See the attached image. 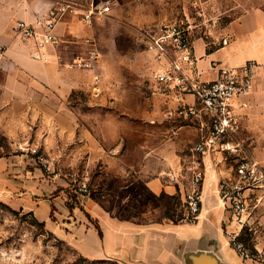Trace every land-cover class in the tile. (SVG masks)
I'll list each match as a JSON object with an SVG mask.
<instances>
[{
  "label": "rangeland",
  "instance_id": "rangeland-1",
  "mask_svg": "<svg viewBox=\"0 0 264 264\" xmlns=\"http://www.w3.org/2000/svg\"><path fill=\"white\" fill-rule=\"evenodd\" d=\"M30 1L35 0H0V6L7 2L12 11L18 12ZM41 1L52 8L59 2L83 5L96 0ZM113 1L111 14L92 26L66 17L60 44L54 45L62 52L61 69L73 64V69L94 70L77 78L85 85L58 98L44 85L35 83L36 78L29 73L26 110L14 113L26 115L29 125L38 120L43 131H3L9 74L4 70L7 38L0 41V157L25 155L35 161L28 149L40 146L53 161L57 176L45 174L56 179L61 190H66L64 196L70 207H82L85 201H92L114 219L139 226L173 222L171 219L194 224L187 217L184 191L189 188L191 175L186 159L199 140V126L163 117L164 98L151 77L154 65L151 41L163 22L187 16L195 27L196 54L203 44L207 49L217 48L229 24L261 6L264 0ZM12 25L13 33L16 29ZM5 27L7 34V23ZM90 52L98 56L94 65L78 66L76 60L88 59ZM254 123L261 124L262 131H248L243 121L240 134L250 154L251 134L264 141V120ZM177 140L183 146L178 152L181 158L176 166H166L163 153L155 149ZM165 167L169 171L163 177L173 181L177 191L172 195L154 194L147 181L158 177ZM253 221L254 229L242 232L239 241L255 256V261L243 259L226 244L227 250L233 249L240 258L238 264H264V206L254 212ZM227 231L231 230L224 233L229 240ZM0 264L122 263L89 259L33 213L0 202Z\"/></svg>",
  "mask_w": 264,
  "mask_h": 264
},
{
  "label": "crops",
  "instance_id": "crops-1",
  "mask_svg": "<svg viewBox=\"0 0 264 264\" xmlns=\"http://www.w3.org/2000/svg\"><path fill=\"white\" fill-rule=\"evenodd\" d=\"M11 8L7 2L0 6V41L7 38L4 70L9 74L4 95L7 107L3 131H43L38 120L34 121L35 125H29L26 115L14 113L26 110L29 73L36 78L33 80L35 83L44 85L46 90L59 98L85 85L77 78L94 70L61 69L59 61L62 52L59 48L54 45L38 48L34 39L24 38L17 31L18 21L32 22L46 14L51 8L48 3L41 0L26 2L22 6L23 11L18 12ZM12 24L15 25L13 33L16 37L11 30ZM63 25L62 22L57 27L59 37ZM226 31L219 47L207 49L202 42V48L197 54L195 52L199 71L205 80L216 79L222 67L241 66L249 60L264 65V3L231 22ZM223 39L227 40L226 44ZM13 73L16 75L13 76ZM237 105L242 113L244 128L262 131L261 124L254 121L264 120V74L255 79L253 91L239 99ZM250 138L252 156L264 165V141L257 134H251ZM182 147L177 140L166 142L155 150L163 153L166 166H176ZM204 161L205 202L199 220L194 224L163 222L139 226L114 219L92 201H85L82 207H70L64 196L66 190H61L60 183L46 176L33 158L25 155L0 157V202L33 213L47 228L68 239L89 259L116 260L122 264H184L183 252L203 249L215 251L229 264H238L240 258L236 252L233 249L230 253L227 251L226 244H230L224 233L231 227L227 226L225 230L223 221L227 220V216L219 210L214 194L219 173L228 174L229 165L222 161L220 154L206 156ZM168 171L169 168L165 167L158 177L147 181L151 192L172 195L177 191L175 183L163 177V173ZM213 203H216L215 211L211 207Z\"/></svg>",
  "mask_w": 264,
  "mask_h": 264
},
{
  "label": "built area",
  "instance_id": "built-area-1",
  "mask_svg": "<svg viewBox=\"0 0 264 264\" xmlns=\"http://www.w3.org/2000/svg\"><path fill=\"white\" fill-rule=\"evenodd\" d=\"M113 6V0H96L83 5L62 2L32 22L18 21L16 29L24 38L34 39L38 48H44L58 44L57 27L66 17L92 26L111 14ZM194 28L187 16L168 20L160 25L151 41L154 51L151 77L164 98L163 117L199 126V140L186 159L191 175L189 188L184 191V206L188 219L197 222L205 202L204 159L220 154L230 170L228 174L219 173L214 194L219 210L227 216L224 226L231 227V231H227L229 244L243 259L255 261V256L239 241V236L254 229L253 214L264 206V165L247 151L245 141L240 138L242 113L237 102L253 91L255 79L264 74V65L249 60L241 66L220 68L216 79H203L195 57ZM222 42L226 44L227 40ZM97 57L95 52H90L88 59L78 58L76 64L90 68ZM67 66L72 68L74 65ZM28 152L44 173L57 176L53 161L40 146H30Z\"/></svg>",
  "mask_w": 264,
  "mask_h": 264
},
{
  "label": "water",
  "instance_id": "water-1",
  "mask_svg": "<svg viewBox=\"0 0 264 264\" xmlns=\"http://www.w3.org/2000/svg\"><path fill=\"white\" fill-rule=\"evenodd\" d=\"M182 259L184 264H229L213 250H188L183 252Z\"/></svg>",
  "mask_w": 264,
  "mask_h": 264
},
{
  "label": "bare ground",
  "instance_id": "bare-ground-1",
  "mask_svg": "<svg viewBox=\"0 0 264 264\" xmlns=\"http://www.w3.org/2000/svg\"><path fill=\"white\" fill-rule=\"evenodd\" d=\"M211 207L214 208V211H215L216 203H213ZM227 251H228V250H227ZM228 252H229V251H228ZM229 253H230V252H229Z\"/></svg>",
  "mask_w": 264,
  "mask_h": 264
},
{
  "label": "trees",
  "instance_id": "trees-1",
  "mask_svg": "<svg viewBox=\"0 0 264 264\" xmlns=\"http://www.w3.org/2000/svg\"><path fill=\"white\" fill-rule=\"evenodd\" d=\"M169 219H170V217H169ZM180 219H183V218H180ZM172 221H173V223H177V222H175L173 219H171ZM100 235H102L101 233H100Z\"/></svg>",
  "mask_w": 264,
  "mask_h": 264
}]
</instances>
